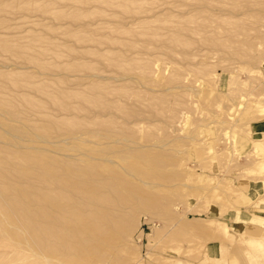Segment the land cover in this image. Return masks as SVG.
<instances>
[{"label": "rangeland", "instance_id": "374dc122", "mask_svg": "<svg viewBox=\"0 0 264 264\" xmlns=\"http://www.w3.org/2000/svg\"><path fill=\"white\" fill-rule=\"evenodd\" d=\"M263 117L264 0H0V264H264L222 218Z\"/></svg>", "mask_w": 264, "mask_h": 264}, {"label": "crops", "instance_id": "0c3cea01", "mask_svg": "<svg viewBox=\"0 0 264 264\" xmlns=\"http://www.w3.org/2000/svg\"><path fill=\"white\" fill-rule=\"evenodd\" d=\"M250 134V141L246 148L250 158L247 159V162H242V167L244 170L246 169L251 172L246 179L249 186L248 196L251 198V202L247 205H239L240 213L237 210H230L226 211L222 216L227 228H234L236 231L240 232L250 229L247 224L252 223V221H254L252 218L254 217H260L263 219L262 227L264 228V117L250 123ZM254 141L258 143L255 144ZM255 145H259L260 147L261 153L259 155L254 152ZM260 165H262V167H260ZM220 217L217 218L220 219ZM252 225V230L258 227V223ZM254 225L257 226L255 227ZM217 231H219L220 234L222 233L221 229L216 230V232ZM251 237L249 236V238ZM255 237H259V235ZM209 244L208 258L212 260L213 258H216V255L219 253L221 243L220 240L214 239L213 241H210Z\"/></svg>", "mask_w": 264, "mask_h": 264}, {"label": "bare ground", "instance_id": "6f19581e", "mask_svg": "<svg viewBox=\"0 0 264 264\" xmlns=\"http://www.w3.org/2000/svg\"><path fill=\"white\" fill-rule=\"evenodd\" d=\"M98 99V98H97ZM10 115V114H9ZM1 126V125H0ZM94 150V149H93ZM4 152V151H3ZM2 160V159H1ZM6 160H8V159H6ZM3 161V160H2ZM9 162H10V164H7V165H11L12 164V160L10 161V160H8ZM1 162V161H0ZM4 162V161H3ZM3 162H1L2 164H4ZM6 162V161H5ZM9 162H6V163H9ZM14 162V161H13ZM16 163V162H15ZM13 164V165H11V166H14V168H15V165L16 164ZM5 165V164H4ZM4 167H6V166H4ZM6 168H9L8 166L6 167ZM12 168V167H11ZM11 168H9V169H11ZM0 169H2V171L4 170V168L3 167H1L0 166ZM15 170H17V169H15ZM12 171H13V169H12ZM12 171H10V173H9V170L7 169V170H4L3 172V175H2V177L5 179V177L6 178H10L9 177V175L11 174L12 176H13V173L14 172H12ZM1 172V171H0ZM17 172H18V170H17ZM8 173H9V175H8ZM19 173H20V171H19ZM1 174V173H0ZM15 174V173H14ZM10 175V176H11ZM18 175V174H17ZM16 175V176H17ZM22 175V174H21ZM20 174H19V177L21 176ZM5 176V177H4ZM11 176V177H12ZM15 177V176H14ZM14 177H12L13 178V180H14ZM18 178V177H17ZM16 178V179H17ZM0 179H1V175H0ZM4 179H1V180H3V182L2 183H0V233L1 234H3V236L4 235H6V233L7 234H9V232H7V230L8 231H10L9 229H11V231L13 230V231H15L14 230V227L16 226V228L19 230V231H17V233L18 232H21V230H20V227L19 226H22V224L20 225V220H19V218H18V216H19V214L22 212V209H23V207H24V203H23V201H22V195H21V192L23 191H21L20 189L18 190H14V189H16V187L14 188V189H12L10 186H8L7 185V183L9 182V181H6V179L4 180ZM7 179V180H8ZM0 180V181H1ZM13 180H12V186H14V184H13ZM18 180V179H17ZM51 180V179H50ZM53 180H54V178H53ZM52 180V181H53ZM94 181V180H93ZM10 183V182H9ZM53 183H55V182H53ZM6 184V185H5ZM11 184V183H10ZM20 184V183H19ZM22 194H23V192H22ZM23 196H24V194H23ZM93 197H91V199H92ZM94 199V198H93ZM92 199V200H93ZM88 201V200H87ZM26 202V201H25ZM92 202H94V201H92ZM89 203H91V202H89ZM26 204H27V202H26ZM88 204V203H87ZM90 205V204H89ZM7 210V214H10V215H8V216H6V211ZM10 211V212H9ZM12 215V216H11ZM21 218V217H20ZM23 218V217H22ZM27 220V219H26ZM26 220H24L25 222H26ZM28 221H30L29 219H28ZM9 223L10 224H12V226H9ZM9 227H12V228H9ZM9 228V229H8ZM16 229V230H17ZM10 234H11V232H10ZM15 234V233H14ZM14 234H12V236L14 235ZM16 235V234H15ZM13 236V238L15 239V237L16 236ZM18 235V234H17ZM2 237V236H1ZM10 237L11 236H9L8 235V238H9V242L11 243V241H10ZM7 238V237H6ZM7 238V239H8ZM13 238H11L12 240H13V242L15 241ZM18 238V237H17ZM16 238V239H17ZM7 239L5 240V241H7ZM19 240V239H18ZM4 240H2V242H3ZM7 241V242H8ZM29 241V243L30 244H32V242L30 241V240H28ZM8 242V243H9ZM17 242V241H16ZM20 241H18L17 243H19ZM6 243V242H5ZM13 244V243H12ZM15 244L16 243H14V245L13 246H15ZM21 244H23L24 245V243H21ZM33 244H34V242H33ZM33 244H32V246H33ZM36 244H34V246H35ZM25 246V245H24ZM30 246V245H29ZM29 246H27L26 247V249L24 248V247H22V246H20L19 245V247H22L23 249H24V252H25V250H27V248L29 249ZM4 247H6V246H4ZM7 247L9 248V245H7ZM10 247H11V245H10ZM18 246L17 247H15V250L16 249H18L19 248ZM3 248V247H2ZM7 248V249H8ZM30 248H31V246H30ZM34 249H35V247H34ZM33 248H32V250H34ZM2 250V249H1ZM0 250V251H1ZM5 250V251H4ZM4 250H2L3 252H5L4 254H7V252L9 251H7L6 252V249H4ZM14 249H13V251L12 252H10V253H8L7 255H9V254H11V253H13L14 251H15ZM2 252V253H3ZM32 252V251H31ZM15 254H17L18 255V251L16 250L15 252H14ZM34 253H36V251H34ZM57 253V252H56ZM21 254V253H20ZM57 254H60V253H57ZM2 255V254H1ZM13 255V254H12ZM37 255V254H36ZM11 256V255H10ZM20 256V255H19ZM18 256V257H19ZM22 256V255H21ZM21 256H20V258L19 259H21ZM25 256V255H24ZM26 256H28V255H26ZM23 257L22 259H24V258H27V257ZM6 257V256H5ZM3 258V257H2ZM1 258V259H2ZM10 258V257H9ZM31 258V257H30ZM48 258V257H47ZM47 258H44L43 259V261H47L48 259ZM17 260H19L18 258H16ZM47 259V260H46ZM54 259V258H53ZM55 260V259H54ZM56 260H58V259H56ZM55 260V261H56ZM27 261H29L28 259H27ZM10 261H5L3 264H11V263H14L13 261H11V263H9ZM21 262H23V261H21ZM48 262V261H47ZM16 263H18L17 261H15V263L14 264H16ZM50 263V262H49ZM48 263V264H49ZM65 264H67L66 262H64ZM20 264H26V263H20Z\"/></svg>", "mask_w": 264, "mask_h": 264}]
</instances>
